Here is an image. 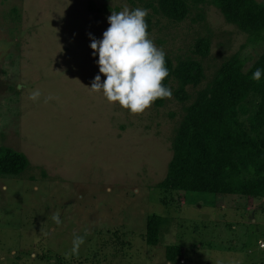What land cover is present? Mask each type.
<instances>
[{
	"label": "rangeland",
	"instance_id": "rangeland-1",
	"mask_svg": "<svg viewBox=\"0 0 264 264\" xmlns=\"http://www.w3.org/2000/svg\"><path fill=\"white\" fill-rule=\"evenodd\" d=\"M149 2L0 0V147L28 160L0 175V264H168L169 245L180 264H264V199L157 187L185 107L231 56L250 67L264 40L248 43L211 0L181 22ZM201 38L205 58L192 52ZM124 46L196 59L204 79L156 107L122 86ZM152 214L167 221L156 246Z\"/></svg>",
	"mask_w": 264,
	"mask_h": 264
},
{
	"label": "trees",
	"instance_id": "trees-1",
	"mask_svg": "<svg viewBox=\"0 0 264 264\" xmlns=\"http://www.w3.org/2000/svg\"><path fill=\"white\" fill-rule=\"evenodd\" d=\"M147 6L172 22H181L205 0H155ZM225 21L247 35L248 43L264 40V5L257 0H211ZM199 15V19H202ZM150 31L146 18L140 25ZM193 54L208 56L209 40L198 39ZM125 69L120 82L138 98L156 107L166 95L179 101L188 99L186 88L204 79L202 64L196 59L172 60L163 53L142 47L120 50ZM246 59L233 55L216 70L213 79L200 90L185 114L172 141V156L164 179L157 187L164 194L196 192L264 199V52L245 68ZM174 88L172 89V87ZM28 166L26 156L0 147V175L17 176ZM163 204L167 198L161 200ZM165 202V203H164ZM167 223L152 214L146 219L144 238L156 246ZM193 231L198 228L193 226ZM182 249L165 247L168 264H180ZM191 264V263H183Z\"/></svg>",
	"mask_w": 264,
	"mask_h": 264
}]
</instances>
